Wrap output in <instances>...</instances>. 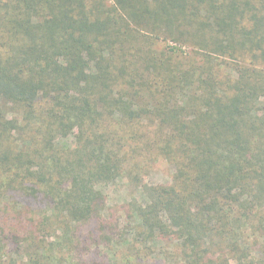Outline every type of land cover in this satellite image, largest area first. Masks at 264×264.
Returning <instances> with one entry per match:
<instances>
[{
  "label": "trees",
  "instance_id": "trees-1",
  "mask_svg": "<svg viewBox=\"0 0 264 264\" xmlns=\"http://www.w3.org/2000/svg\"><path fill=\"white\" fill-rule=\"evenodd\" d=\"M123 244L264 264V0H0V264Z\"/></svg>",
  "mask_w": 264,
  "mask_h": 264
},
{
  "label": "rangeland",
  "instance_id": "rangeland-1",
  "mask_svg": "<svg viewBox=\"0 0 264 264\" xmlns=\"http://www.w3.org/2000/svg\"><path fill=\"white\" fill-rule=\"evenodd\" d=\"M171 173L172 167L168 165V163H166L165 161L159 160L153 166V169L150 174V180L152 182L165 181ZM102 188L110 198L108 202V207H110V205H112L114 202H121V200L129 198L133 194L132 190L127 187L125 181L121 179L117 180L115 183L104 185ZM123 247L124 248L119 249V251H117L118 255L116 258L118 259V264H122L124 261L123 255L125 254V245Z\"/></svg>",
  "mask_w": 264,
  "mask_h": 264
}]
</instances>
